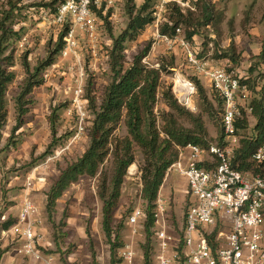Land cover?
Masks as SVG:
<instances>
[{"label":"rangeland","instance_id":"obj_1","mask_svg":"<svg viewBox=\"0 0 264 264\" xmlns=\"http://www.w3.org/2000/svg\"><path fill=\"white\" fill-rule=\"evenodd\" d=\"M145 1L136 0L137 7L142 6ZM53 2L54 0H19L8 23L14 30L8 52H14L10 69L14 71L16 78L7 91L8 119L0 140V259H20L21 264H44L43 260H37L22 252V238L20 241L12 233H3L4 230L7 231L3 224L9 219L15 220L12 226L18 224L25 201L30 199L35 205L30 220L38 232L39 248L44 255L54 256L56 264H112V257L119 264V250L128 242H134L140 252L135 264H146L144 252L147 245L151 248L150 264H155L152 255L153 235L148 238L146 231L144 233L142 230L140 235L133 236L132 227L128 224V217L135 208L141 206L147 210V203L142 198L144 155L138 146L134 148L135 162L128 169L119 205L113 214V241L117 234L119 238L115 242L120 244L114 256L109 238L103 229L104 203L99 195L102 177L112 173L111 156L97 176H82L77 183L72 184L57 200L51 216L47 211V193L50 188L61 171L78 160L89 146L94 119L89 97L94 98L97 105H100L106 88L112 81V38L127 28L129 16L126 12V0H119L108 10H101L103 18L97 13L98 28L94 35L90 36L76 27V45L68 49L66 43L55 63L44 72V84L34 89L26 123L17 133H12L17 120L16 98L26 77L22 64L23 54L28 53L31 65L36 66L47 57L61 33L69 26L72 27L70 22L62 26L55 21L53 9L60 0L51 5ZM214 3L220 18L212 26L201 27L190 42L185 39L183 30L176 42L171 43L164 37H158L153 23L139 37L125 44V68L132 64L137 54L151 44V50L144 62L163 69L155 107L159 127L163 125L161 114L170 110L166 98L168 93L187 110L200 113L198 91L193 102L188 105L181 103L176 94V91L179 97L184 94L178 85L180 80L194 82V78H198L187 60V49L181 39L189 43L200 58L211 65L237 70L243 80L264 83V60L259 56L264 43V0H216ZM48 8L51 13H46ZM6 10H10V5L0 0V18ZM226 52L231 55L235 52L237 62L229 58H219ZM200 81L209 98L217 105L215 100L219 97L210 83L204 78ZM56 110L58 121L54 137L51 116ZM218 117L203 114L214 142L222 129L221 112L220 120ZM249 120L250 126L243 134L253 132L256 120L252 116ZM185 124L189 125L188 122ZM127 134L125 122H122L115 137L123 138ZM187 191L188 180L175 171L167 179L165 176L159 191L170 203L169 223L178 233L186 212Z\"/></svg>","mask_w":264,"mask_h":264},{"label":"trees","instance_id":"obj_2","mask_svg":"<svg viewBox=\"0 0 264 264\" xmlns=\"http://www.w3.org/2000/svg\"><path fill=\"white\" fill-rule=\"evenodd\" d=\"M7 1L10 10L3 11L0 18V140L2 130L8 119L7 91L9 85L16 78V74L10 69L14 60V52H8V44L14 35V30L8 23L13 17L19 0ZM57 1L54 0L51 5ZM215 1L197 0L195 12L190 10L185 12L179 6L172 5L169 14H167L169 22L160 26V34L175 38L177 29L181 28L184 31L185 39L189 42L192 41L201 27L212 26L214 21L218 17L220 18ZM155 2L156 0H146L142 6L137 7L136 0H126V12L129 16L127 28L112 38L113 46L110 50L112 81L107 86L100 105H97L95 99L88 95L89 106L94 111L89 146L78 160L68 164L61 171L57 181L47 193V211L51 216L57 200L64 195L68 188L77 183L82 176H97L106 160L111 156L113 158L112 173L110 176L105 174L102 177L99 195L104 203L103 229L111 243L112 256L115 255L117 247L120 246L118 242H115L119 238L117 234L115 241H113L115 233L112 228L113 214L119 205L122 186L128 169L135 162V146H138L144 155L142 198L147 203L145 231L147 237L150 238L152 236L151 228L155 222V202L164 183L167 170L179 157L178 147L192 144L205 149L209 148L212 143H215V140L210 137L203 114H208L210 117L219 116L220 120V112L222 111L221 100H215L216 105L209 98L200 79L195 77L194 82L200 100V113L195 114L187 110L173 95L168 93L166 98L170 110L161 114L163 125L159 127L155 107L158 103L163 69L144 62L151 50V44H148L134 57L128 68L124 66L125 44L129 40L139 37L148 26L154 23L155 17H153L152 9ZM56 10L57 8L53 9L54 12ZM95 10L103 18L102 11ZM108 28L111 30L109 24ZM65 30L61 33L53 49L49 50L47 57L39 61L36 66L31 65L28 53L23 54L22 64L26 77L16 98L17 120L12 130L13 134L17 133L26 123V116L33 102L31 97L34 89L44 84V72L55 63L56 57L63 50ZM232 49L235 50L234 47ZM259 56L264 60V43ZM219 58H229L237 62L235 52L232 55L226 52ZM246 83L249 84L252 91L251 116L256 120V123L253 132L251 134L245 133V137L241 139L234 165L244 173L264 174V162L257 163L253 160L255 152L264 145V83L251 79ZM249 119L244 112L243 119L237 124L243 130L242 132L249 128ZM57 121L56 110L51 116V128L54 137L57 133ZM122 122H125L128 134L123 138H117L115 133ZM185 122H188L189 125H186ZM217 141L223 142L222 129ZM14 222L15 220L9 219L3 224V227L9 229ZM112 259V264H116L117 261L114 257ZM145 261L146 264H150V245L145 247Z\"/></svg>","mask_w":264,"mask_h":264},{"label":"built area","instance_id":"obj_3","mask_svg":"<svg viewBox=\"0 0 264 264\" xmlns=\"http://www.w3.org/2000/svg\"><path fill=\"white\" fill-rule=\"evenodd\" d=\"M2 1L8 4L7 0ZM117 1L60 0L53 16L60 25L70 22L72 26L65 30L68 49L76 45V27L94 35L98 28L95 9L108 10ZM196 1L156 0L153 14L158 37L171 43L178 41L181 28L177 29L175 38H169L159 33V26L169 22L165 15L172 5L185 12L196 11ZM49 12L52 11L48 8L46 13ZM180 41L187 49V60L195 75L206 79L222 102L223 142L212 143L207 149L192 144L178 147L179 157L167 170L166 179L175 171L188 180L187 207L178 233L169 223L170 203L159 193L151 228L155 264H264V174L244 173L234 165L240 141L245 137L237 124L243 119L244 112L249 118L252 113V91L246 83L249 79L243 80L237 70L211 65L200 58L184 39ZM182 81L191 88L193 102L197 92L195 82ZM176 94L181 103L188 105L177 91ZM253 160L264 162V145L255 152ZM34 211V203L26 199L18 224L3 233H12L20 241L22 238V252L25 254L43 260L44 264H56L54 256L44 255L39 248L38 232L30 220ZM146 221L147 210L141 206L135 208L128 217L133 236L140 235L142 230L145 233ZM139 254L135 243L128 242L119 250V264H135Z\"/></svg>","mask_w":264,"mask_h":264},{"label":"bare ground","instance_id":"obj_4","mask_svg":"<svg viewBox=\"0 0 264 264\" xmlns=\"http://www.w3.org/2000/svg\"><path fill=\"white\" fill-rule=\"evenodd\" d=\"M178 83V85H180L179 88L183 90L181 92L184 93L180 94L181 100L185 101V104H189L192 101L191 88L186 82H183L182 80H180Z\"/></svg>","mask_w":264,"mask_h":264},{"label":"crops","instance_id":"obj_5","mask_svg":"<svg viewBox=\"0 0 264 264\" xmlns=\"http://www.w3.org/2000/svg\"><path fill=\"white\" fill-rule=\"evenodd\" d=\"M0 264H21V260L20 259H17L16 261H13V260H10V261L9 260H6V261H4L3 259L2 260L0 259Z\"/></svg>","mask_w":264,"mask_h":264}]
</instances>
